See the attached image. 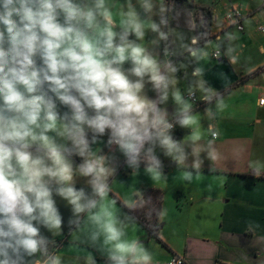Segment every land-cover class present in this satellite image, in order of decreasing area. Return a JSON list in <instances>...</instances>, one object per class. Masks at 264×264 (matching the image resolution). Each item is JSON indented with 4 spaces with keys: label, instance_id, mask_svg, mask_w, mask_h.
<instances>
[{
    "label": "crops",
    "instance_id": "0c3cea01",
    "mask_svg": "<svg viewBox=\"0 0 264 264\" xmlns=\"http://www.w3.org/2000/svg\"><path fill=\"white\" fill-rule=\"evenodd\" d=\"M170 1L189 6V30L177 25V15L169 19ZM170 1L147 0L150 7L146 9L145 0H127L136 14L151 23L142 24V38L130 33L127 40L143 47L165 77L167 87L162 84L157 88L158 107H173L167 99L170 84L180 79L181 106L162 116L168 125L172 123L164 134L176 148L170 152L161 144L157 133L163 125L150 127L152 138L144 141L135 163L125 152L113 155L106 151L100 157L106 170L107 160L116 159L109 176L105 173L96 181L93 175H84L81 166L99 157L87 152L80 155L71 139L58 135L72 116L62 120L57 131L46 134L60 146L71 165L72 179L63 184L43 178L51 190L61 227L50 229L33 221L45 242L32 256L21 250L22 264H52L54 259L59 264H117L111 259L112 245L105 244L103 231L90 219L102 206L112 213L123 232L121 239L136 241L151 256L149 264H167L173 257L181 258L184 264H264V104H259L264 98V0ZM229 6L244 13L242 31L224 24ZM216 51L217 59L213 58ZM120 66L130 72L133 64L129 60ZM148 77L146 74L143 80ZM188 92H194L205 104L194 109L184 97ZM152 97L151 92L147 101ZM62 110L67 112L61 113L62 118L72 112L70 107ZM185 117L193 122L183 126L180 121ZM29 151L44 157L45 150L38 144ZM45 163L50 165L51 161L45 157ZM95 183L105 185L103 198ZM69 186L83 191L82 205L95 201L96 207L76 212L75 206L58 194V189ZM149 188L163 193L157 230L161 243L117 202L134 207L136 195ZM125 264H131V256H126Z\"/></svg>",
    "mask_w": 264,
    "mask_h": 264
},
{
    "label": "clouds",
    "instance_id": "9594fccd",
    "mask_svg": "<svg viewBox=\"0 0 264 264\" xmlns=\"http://www.w3.org/2000/svg\"><path fill=\"white\" fill-rule=\"evenodd\" d=\"M144 6L150 7L147 0ZM61 14L63 23L58 20ZM121 15L125 17L120 21L123 32L118 34L113 31L112 13L105 0H95L91 7L73 0H0V264H22L21 250L29 256L41 250L45 241L33 221L50 229L61 227L43 178L63 184L72 179L71 165L46 134L57 131L58 120H67V116L59 117L45 85L71 108V122L63 123L57 134L71 139L80 155L88 147L85 124L99 134L110 129L109 143H118L133 163L144 141L152 138L150 127L163 125L157 133L161 144L170 152L176 148L164 134L170 125L154 103L139 95L146 74L157 88L162 84L167 87L165 77L143 47L127 40L130 33L143 37V25L135 11L129 5V11ZM152 28L156 30L154 24ZM118 35L120 42L115 43ZM37 58L42 61L40 66ZM129 60L133 64L130 72L141 80L132 82L122 71L120 65ZM86 108L94 115L89 116ZM150 112L154 113L151 120ZM192 122L190 117L180 121L183 126ZM33 144L45 150L44 157L29 151ZM81 172L101 181L106 169L102 159L86 160ZM95 188L101 198L106 195L103 183H95ZM58 194L68 199L76 212L96 207L95 201L82 205L83 191L70 186L58 189ZM90 219L103 231L105 244L112 245L111 259L117 264H125L126 256H131V264H149L151 256L136 241L121 239L123 232L105 207ZM52 264L59 261L54 259Z\"/></svg>",
    "mask_w": 264,
    "mask_h": 264
},
{
    "label": "rangeland",
    "instance_id": "374dc122",
    "mask_svg": "<svg viewBox=\"0 0 264 264\" xmlns=\"http://www.w3.org/2000/svg\"><path fill=\"white\" fill-rule=\"evenodd\" d=\"M133 1V0H130ZM170 1V0H169ZM188 4H190L188 2V0H185ZM74 3L80 4V5H87L89 7L94 5L95 0H73ZM158 4V2H157ZM105 6L111 11L112 13V18L114 21V27H113V31H115L118 34H122L123 29L120 26V21L121 19H124L125 17H123L121 15V13H127L129 11V3L127 5V0H105ZM169 19L171 20L173 16H178L180 18V20H177V25L180 26H184L185 30H189L188 24H189V20H190V15L189 13L191 12L189 9L188 5H185L182 2H177V1H170L169 4ZM132 10H134L136 12L135 9H133L131 7ZM139 10V9H138ZM137 17L139 19V21L143 24V25H150V20H148V18L146 17H142L140 15L137 14ZM58 20L63 23V15L61 14L58 17ZM98 20H101L102 23V19L100 17H98ZM199 24L203 25L201 20H199ZM207 24V23H206ZM90 35H92L91 30H89ZM115 43H119V35L116 37ZM42 64V61L39 60V58H37V66H40ZM121 68L124 69L125 74L128 76V79L132 82H136L138 80H141L140 77L135 76L134 74H132L131 72H127L125 71V68L120 66ZM142 81H146V82H142L143 87L141 88L142 91H144L143 93L139 95L141 96V98L143 97L146 100H149L150 98V94L152 92V99L151 102L154 103L155 108L157 110V112L161 115V116H167L168 112L173 111L174 109H177L178 107L181 106V104L179 103V101L177 100V97L179 96V84H180V79H174V81H172V83L170 84V89H171V96L170 98L167 99H171L172 103H173V107L167 109L165 105H160L158 107L157 101H158V95H157V87H155V85L149 81H151L150 79V75L148 77V80H143ZM146 84H148V87L146 86ZM44 91L47 92V94L49 96H52L55 104H56V111L59 114V117L62 118L61 113H64L62 109H67L69 106H66L64 104H62L53 93H51L50 91L47 90V85L44 86ZM147 93V94H146ZM148 95V97H147ZM158 108V109H157ZM86 112L89 116L94 115V111L92 109H87L86 108ZM67 113V112H66ZM64 113V114H66ZM67 117L72 116V112H70V115H64ZM154 116V113L150 112L149 113V119L151 120ZM62 119L58 120L57 122V127H59V125L61 124ZM84 130H85V139L87 140L88 143V147L86 149L85 152H87L88 154H90V156L93 157H99L98 159H100V157L106 152L108 151L110 154L115 155L114 153H124L125 151L120 147L119 144H114V141L112 143H109V140L111 139V130L110 129H106L104 134H99V133H95L92 131V129H90L86 124L83 125ZM116 157H111L107 160V170H106V175L109 176L110 174V169L112 167V164L114 163ZM135 178V177H134ZM124 184V183H122Z\"/></svg>",
    "mask_w": 264,
    "mask_h": 264
},
{
    "label": "trees",
    "instance_id": "16d2710c",
    "mask_svg": "<svg viewBox=\"0 0 264 264\" xmlns=\"http://www.w3.org/2000/svg\"><path fill=\"white\" fill-rule=\"evenodd\" d=\"M117 202L135 221L145 228L153 238L161 243L157 234L163 202V193L161 190L153 188L141 190L139 194L136 195L135 206L131 208L121 204L118 200ZM215 264L226 263L216 261Z\"/></svg>",
    "mask_w": 264,
    "mask_h": 264
},
{
    "label": "built area",
    "instance_id": "2783aa9c",
    "mask_svg": "<svg viewBox=\"0 0 264 264\" xmlns=\"http://www.w3.org/2000/svg\"><path fill=\"white\" fill-rule=\"evenodd\" d=\"M228 0H212V2L215 3H222V2H227ZM244 18V13L241 11L240 8L234 7V6H229L228 8L225 9L224 12V17H223V22L227 27H232L237 29L238 31H242L243 26H242V21ZM218 52L213 53V58L217 59L218 58ZM185 99L188 100L191 105L194 107V109L202 107L205 102H201L196 94L194 92H188L185 94ZM259 104L263 105L264 104V98L259 100ZM170 127L172 128V123L169 124ZM114 144H118L114 141ZM167 264H184L183 260L179 257H173Z\"/></svg>",
    "mask_w": 264,
    "mask_h": 264
}]
</instances>
